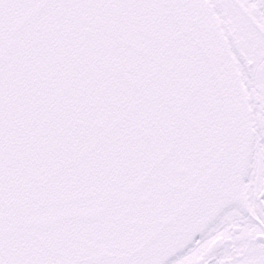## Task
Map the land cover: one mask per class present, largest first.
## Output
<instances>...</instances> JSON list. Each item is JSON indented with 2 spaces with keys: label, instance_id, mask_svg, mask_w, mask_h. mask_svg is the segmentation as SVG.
Returning <instances> with one entry per match:
<instances>
[{
  "label": "snow or ice",
  "instance_id": "1",
  "mask_svg": "<svg viewBox=\"0 0 264 264\" xmlns=\"http://www.w3.org/2000/svg\"><path fill=\"white\" fill-rule=\"evenodd\" d=\"M0 264H264V0H0Z\"/></svg>",
  "mask_w": 264,
  "mask_h": 264
}]
</instances>
